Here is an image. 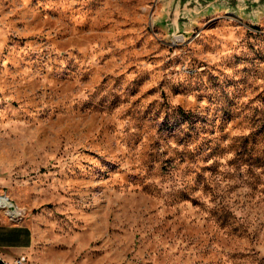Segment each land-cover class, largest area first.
<instances>
[{"label":"rangeland","instance_id":"obj_1","mask_svg":"<svg viewBox=\"0 0 264 264\" xmlns=\"http://www.w3.org/2000/svg\"><path fill=\"white\" fill-rule=\"evenodd\" d=\"M231 2L0 0L15 259L264 264V0Z\"/></svg>","mask_w":264,"mask_h":264},{"label":"crops","instance_id":"obj_2","mask_svg":"<svg viewBox=\"0 0 264 264\" xmlns=\"http://www.w3.org/2000/svg\"><path fill=\"white\" fill-rule=\"evenodd\" d=\"M31 225L22 220L9 223L0 213V261L10 263L17 257H24L31 250Z\"/></svg>","mask_w":264,"mask_h":264},{"label":"built area","instance_id":"obj_3","mask_svg":"<svg viewBox=\"0 0 264 264\" xmlns=\"http://www.w3.org/2000/svg\"><path fill=\"white\" fill-rule=\"evenodd\" d=\"M0 213L9 223H19L24 219L26 210L16 205L4 192H0ZM10 264L23 263L20 259H15Z\"/></svg>","mask_w":264,"mask_h":264},{"label":"water","instance_id":"obj_4","mask_svg":"<svg viewBox=\"0 0 264 264\" xmlns=\"http://www.w3.org/2000/svg\"><path fill=\"white\" fill-rule=\"evenodd\" d=\"M226 4L233 0H222ZM248 2H253L254 0H247ZM201 3H205V0H170L171 8L174 9L177 8H183V7H195L196 5H199ZM232 3V2H231Z\"/></svg>","mask_w":264,"mask_h":264}]
</instances>
